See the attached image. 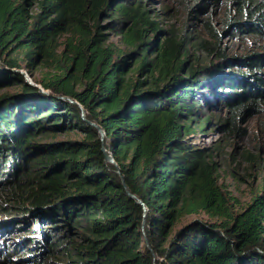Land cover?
<instances>
[{"label": "trees", "instance_id": "trees-1", "mask_svg": "<svg viewBox=\"0 0 264 264\" xmlns=\"http://www.w3.org/2000/svg\"><path fill=\"white\" fill-rule=\"evenodd\" d=\"M193 1L225 5L222 31L261 47L228 57L211 15L209 42L164 31L145 0H0V89L17 86L0 93V214L23 232L0 264H264V181L237 210L216 149L193 143L215 110L228 139L256 116L264 133V0ZM22 61L48 69L42 90L13 71ZM70 131L83 136L55 140Z\"/></svg>", "mask_w": 264, "mask_h": 264}, {"label": "rangeland", "instance_id": "rangeland-1", "mask_svg": "<svg viewBox=\"0 0 264 264\" xmlns=\"http://www.w3.org/2000/svg\"><path fill=\"white\" fill-rule=\"evenodd\" d=\"M145 2L152 14L159 20L160 27H162L164 31L171 28L179 31L187 29L189 32L195 30L201 33L202 38L211 42L212 38L203 27L204 20L207 16H212L213 25L216 30L222 31L225 26L226 6L221 3L217 5L209 4L207 8L203 6L198 8L193 0H145ZM37 9L38 5L36 3L32 11L35 12ZM108 23L109 22L105 20L104 25H109ZM226 31H222L223 34L220 46L228 57L243 55L261 47L260 43L255 39L243 35H234L232 32ZM106 32L109 36V42L114 43L115 46L121 48L126 53H133L135 48L126 46L120 33L111 29H107ZM162 37L163 36H161V38ZM196 54L200 55L201 62L215 63L220 61L219 57L215 54H207L202 51H197ZM13 71L20 73L24 71L35 83H37L36 80H40L46 76L48 69L39 66L35 69L33 74H30L25 61H22L21 68H13ZM16 89L17 86L6 87L0 89V93L11 92ZM208 97H211V95ZM219 115H221V113L215 110L214 117L208 125L207 131H198L197 135L193 137V143L201 147H212L216 149V153L218 154L217 161L219 164V182L239 200L237 210H241L251 202L253 196L258 191L259 185L264 181V133L258 134V131H256L257 123L262 118L256 116L242 125L250 132L248 135L241 138L228 139L217 127ZM82 136L83 135L77 131H70L68 133L58 134L55 140L76 139ZM246 152H250L256 156L260 154L261 164H253V161L243 157L242 153ZM0 199H2L1 196ZM12 210L16 209L13 208ZM197 217L208 219L206 214L200 213L186 217L181 224ZM11 218L5 216V214H0V226L2 225L1 227H4L3 231L8 226ZM17 218L19 219L20 217ZM3 231L0 229V243L6 246L12 245L15 239L23 233L16 230L12 237H10V234Z\"/></svg>", "mask_w": 264, "mask_h": 264}, {"label": "water", "instance_id": "water-1", "mask_svg": "<svg viewBox=\"0 0 264 264\" xmlns=\"http://www.w3.org/2000/svg\"><path fill=\"white\" fill-rule=\"evenodd\" d=\"M21 72L25 75V79H26V81H27L29 84H31V85H33V86H36V87H39V88L41 89V85L35 83V82L31 79V77H30L28 74H26L24 71H21ZM41 90H42V89H41ZM63 98L68 99V100H70L71 102H75V103H77V101H74V100H73L72 98H70V97H63ZM81 108H82V114H83V117H85L84 107L81 106ZM90 123H91L92 125H94V126L98 129V131H99V133H100V136H101V139L104 140L105 135H106L105 130H104L99 124H97V123H94V122H90ZM102 150H103V152L105 153V158H106V160L109 161V162H111V163H113V164H115V165H117V162H116L114 156L112 155V153H110V152L107 151V149H106V147H105L104 145L102 146ZM118 172H120V171L118 170ZM124 186H125V188H126L127 190H129V189H128V186H127L126 183H124ZM129 194H130V197L135 198V199L137 200V202L141 203V204L144 206V210H145V211L147 210L146 205L143 203V201H142L141 199H139L135 194H133V193H131V192H130Z\"/></svg>", "mask_w": 264, "mask_h": 264}]
</instances>
